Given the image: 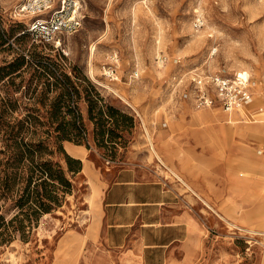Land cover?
<instances>
[{"label": "rangeland", "instance_id": "obj_1", "mask_svg": "<svg viewBox=\"0 0 264 264\" xmlns=\"http://www.w3.org/2000/svg\"><path fill=\"white\" fill-rule=\"evenodd\" d=\"M81 1L80 27L60 36L64 53L24 33L14 16L21 0H0V160L6 132L45 144L64 127L63 148L82 164L60 206L26 238L0 244V264H264V0ZM111 53L116 80L101 68ZM159 53L169 62L157 64ZM207 70L250 75V115L229 122L179 98ZM126 166L156 181L141 197L164 190L160 203L143 204L154 224L130 228L167 244L143 257L113 247L101 222L107 184ZM0 212L7 219L13 209Z\"/></svg>", "mask_w": 264, "mask_h": 264}, {"label": "trees", "instance_id": "obj_2", "mask_svg": "<svg viewBox=\"0 0 264 264\" xmlns=\"http://www.w3.org/2000/svg\"><path fill=\"white\" fill-rule=\"evenodd\" d=\"M32 63L42 70L48 69V65H57ZM91 109L92 106L90 112ZM71 125L79 134L75 121ZM54 131L57 132L53 135L54 140L45 144L24 141L15 133H5V146L1 149L4 156L0 160V207L13 209V213L6 219L0 212V244L16 235L26 238L40 217L60 206L66 194L75 187V176L82 170L81 161L63 148L62 139L70 137L67 130L58 127Z\"/></svg>", "mask_w": 264, "mask_h": 264}, {"label": "built area", "instance_id": "obj_3", "mask_svg": "<svg viewBox=\"0 0 264 264\" xmlns=\"http://www.w3.org/2000/svg\"><path fill=\"white\" fill-rule=\"evenodd\" d=\"M24 24V32L32 41L51 44L56 49L66 52L61 40L62 34L74 33L81 25L83 18L81 0H21L14 15ZM195 26H201L200 19ZM156 63L165 65L170 58L165 53L155 56ZM176 63L181 59L176 57ZM118 56L111 53L102 64V73L109 80H116ZM134 78L138 71L131 74ZM183 99H191L196 108H220L231 113L239 106L248 107L254 101L250 75L242 77L241 72L233 74L224 70H207L193 75L185 89L180 92Z\"/></svg>", "mask_w": 264, "mask_h": 264}, {"label": "crops", "instance_id": "obj_4", "mask_svg": "<svg viewBox=\"0 0 264 264\" xmlns=\"http://www.w3.org/2000/svg\"><path fill=\"white\" fill-rule=\"evenodd\" d=\"M184 100L193 105L191 99ZM248 107H250V105ZM258 109L261 110L262 108L259 107ZM252 112L251 114H253ZM231 113H233V111ZM231 113L226 114L230 115ZM246 114L250 115V113ZM141 166L146 167V165L143 164H141ZM146 172L147 171L140 167L131 166L122 167L117 170L112 181L107 184L103 195V215L101 219L102 223L105 222L109 226L106 229V240L109 241L113 247L124 246L129 250L130 254L138 255L139 257H143L144 249L149 246L167 245L163 243L157 244L154 242H147L145 241L144 235L140 236L137 234V231L136 233L134 232V229L130 230V228L137 223L139 225H153L154 223L152 221L144 222L141 217L144 208L143 204L156 205L162 201L164 196V190H162L163 196L161 195V198L151 199L145 196L141 197V194L139 193L140 188L147 187L148 184H156L155 180L149 178L152 174ZM176 222L172 220L171 223H165V225L173 226L177 224ZM118 231H125L123 236L119 238V241L117 236ZM173 240L179 241L178 238ZM169 242L171 244L172 240ZM143 262L145 263L144 260Z\"/></svg>", "mask_w": 264, "mask_h": 264}, {"label": "bare ground", "instance_id": "obj_5", "mask_svg": "<svg viewBox=\"0 0 264 264\" xmlns=\"http://www.w3.org/2000/svg\"><path fill=\"white\" fill-rule=\"evenodd\" d=\"M99 41V40H98ZM96 43V42H95ZM94 43V44H95ZM92 53V52H91ZM242 74V77L243 78H246L247 76H248V74L247 75H244V73H241ZM249 112V110L248 109H246V108H244V107H242V106H239V107H237V108H235L234 110H233V113L235 114V116H238V115H241V114H245V113H248ZM233 113H231L230 115L229 114H226L227 116V120L229 121V122H231V121H233L234 119H232L231 118V115L233 114ZM169 169V168H168ZM171 170V169H170ZM174 174H175V176L176 177H178V179L180 180V181H182L183 183H185L186 184V186H188L192 191H195V190H193V188L188 184V183H186L183 179H182V177L179 175V174H177V173H175L174 172ZM177 179V180H178ZM187 187V188H188ZM190 189H188V190H190ZM204 199V198H203ZM205 200V199H204ZM205 203V202H204ZM206 204V203H205ZM234 225V224H233ZM247 231H249V230H247ZM250 231H252V230H250ZM252 233V232H251ZM254 233V232H253ZM262 233V232H261Z\"/></svg>", "mask_w": 264, "mask_h": 264}]
</instances>
